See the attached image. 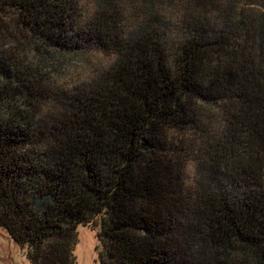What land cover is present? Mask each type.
<instances>
[{"label": "trees", "instance_id": "1", "mask_svg": "<svg viewBox=\"0 0 264 264\" xmlns=\"http://www.w3.org/2000/svg\"><path fill=\"white\" fill-rule=\"evenodd\" d=\"M92 1L0 0V229L30 264L80 226L98 264H264V0Z\"/></svg>", "mask_w": 264, "mask_h": 264}, {"label": "rangeland", "instance_id": "2", "mask_svg": "<svg viewBox=\"0 0 264 264\" xmlns=\"http://www.w3.org/2000/svg\"><path fill=\"white\" fill-rule=\"evenodd\" d=\"M93 4L92 0H86V5ZM96 61V59H95ZM84 63V62H83ZM75 59L69 62L66 73L69 78H77L78 69L81 70V74L87 77L90 70L89 64ZM104 63V62H103ZM79 244L76 248L77 264H98V239L97 232L91 227L80 226L78 228ZM0 264H30L25 257L24 252L8 237V235L0 229Z\"/></svg>", "mask_w": 264, "mask_h": 264}]
</instances>
